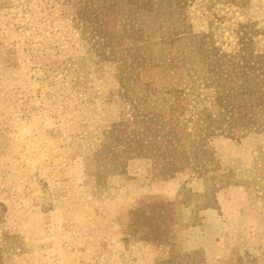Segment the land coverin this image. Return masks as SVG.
Wrapping results in <instances>:
<instances>
[{
	"label": "rangeland",
	"instance_id": "obj_1",
	"mask_svg": "<svg viewBox=\"0 0 264 264\" xmlns=\"http://www.w3.org/2000/svg\"><path fill=\"white\" fill-rule=\"evenodd\" d=\"M92 1L83 19L86 0H0V264H264V0ZM137 120L165 125L169 159L156 140L121 173L96 164ZM182 205L196 226L218 210V259L182 250Z\"/></svg>",
	"mask_w": 264,
	"mask_h": 264
},
{
	"label": "trees",
	"instance_id": "obj_2",
	"mask_svg": "<svg viewBox=\"0 0 264 264\" xmlns=\"http://www.w3.org/2000/svg\"><path fill=\"white\" fill-rule=\"evenodd\" d=\"M91 1L86 0V3L91 4V5H89L86 8V10H84L83 8V10H80L79 12L82 14L83 19L86 17L91 18L89 14H95L96 11L99 8H101L100 3L93 2V1L91 3ZM105 7L112 9L113 3L110 2ZM97 15L95 17L98 18ZM89 26H90L91 32L94 35L101 37V39H104V40L106 39L105 40L106 42L104 41V44L106 43V45H108V38H107L108 33L105 30L106 26L104 22L100 20V21H97V23H90ZM140 118H142V116H140ZM170 119H171V116H170ZM170 121L171 120H169L168 127L172 129L174 133H176L175 132L176 126L174 125L172 121L171 122ZM160 122L161 121H159V123ZM147 124H148V120H146L145 122H143V120H140V121L137 120L136 122L132 124L134 127V130H132V133L129 134V136H132V140H130L129 137L122 139L124 134L121 133L120 130L121 128L127 127V124H123V123L113 124L111 127V130L107 133L103 146L94 154V160L96 164H100L99 163L100 159H103L104 162H107L112 166L111 167L112 170H115L118 173L119 172L121 173L123 172V169H124V163L127 162L130 157H136V158L151 157V155L149 156V152H150L149 149L152 147V145L155 144L154 141L156 140H158L160 144L156 145V149L154 151L157 154V156L161 157L164 160V162H166L169 159V157H166L164 154L166 153V147H164L163 149L161 145L163 143L164 145L168 144L170 141L173 140V137L170 138L164 135L162 131L165 130V125L163 123L161 124L160 132L158 131L156 133H154L152 129L147 128L146 127ZM106 157H109L108 160H104Z\"/></svg>",
	"mask_w": 264,
	"mask_h": 264
},
{
	"label": "crops",
	"instance_id": "obj_3",
	"mask_svg": "<svg viewBox=\"0 0 264 264\" xmlns=\"http://www.w3.org/2000/svg\"><path fill=\"white\" fill-rule=\"evenodd\" d=\"M201 182L193 183L194 191L200 194H205V186L200 184ZM178 187L180 183L176 182H157L152 183V188H154L155 193L158 195L159 199H170L177 196ZM172 188V191L168 190ZM221 193V192H219ZM224 198L223 192L222 196L216 194L217 205L220 207L219 211L222 212V202ZM183 206V205H182ZM177 212V211H176ZM203 222L200 225L192 224L191 219V209L189 207L183 206L180 212L175 215L176 218V237L184 252H191L196 250H201L204 253V257L207 263L212 262L219 258L220 247H222L223 240H216L214 234H211V230L217 225L219 212L215 209H206L203 213ZM132 247L138 248V257L143 258H158L162 257L163 253L160 251V246L141 241L139 239L132 240ZM141 252H140V250ZM218 249V250H217ZM148 252V253H147ZM214 253H217L214 257Z\"/></svg>",
	"mask_w": 264,
	"mask_h": 264
}]
</instances>
